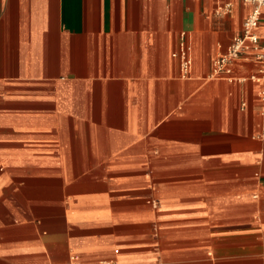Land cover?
<instances>
[{
	"label": "crops",
	"instance_id": "obj_1",
	"mask_svg": "<svg viewBox=\"0 0 264 264\" xmlns=\"http://www.w3.org/2000/svg\"><path fill=\"white\" fill-rule=\"evenodd\" d=\"M251 11L0 0V264H264L263 85L210 78Z\"/></svg>",
	"mask_w": 264,
	"mask_h": 264
},
{
	"label": "built area",
	"instance_id": "obj_2",
	"mask_svg": "<svg viewBox=\"0 0 264 264\" xmlns=\"http://www.w3.org/2000/svg\"><path fill=\"white\" fill-rule=\"evenodd\" d=\"M244 4L252 7L251 13L243 22L242 31L235 36L227 49L214 58L210 78L225 79L231 82L252 81L262 84L263 89L260 96L264 101V33L259 32L261 26L262 9L264 0H241ZM231 4L221 7L219 12L230 11ZM179 62L180 76L188 79L191 76L193 58L192 46L188 40L187 33H181L180 47L172 54ZM242 59H253L258 64V72L248 77H237L234 75L235 64ZM260 137L264 138V125ZM72 264H84L74 260Z\"/></svg>",
	"mask_w": 264,
	"mask_h": 264
}]
</instances>
